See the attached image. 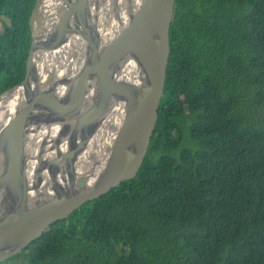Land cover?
I'll use <instances>...</instances> for the list:
<instances>
[{
    "label": "trees",
    "instance_id": "trees-1",
    "mask_svg": "<svg viewBox=\"0 0 264 264\" xmlns=\"http://www.w3.org/2000/svg\"><path fill=\"white\" fill-rule=\"evenodd\" d=\"M39 0H0V95ZM159 118L138 174L0 264H264V0H175Z\"/></svg>",
    "mask_w": 264,
    "mask_h": 264
},
{
    "label": "water",
    "instance_id": "water-1",
    "mask_svg": "<svg viewBox=\"0 0 264 264\" xmlns=\"http://www.w3.org/2000/svg\"><path fill=\"white\" fill-rule=\"evenodd\" d=\"M94 1L65 0L64 16L76 25L69 67L46 84L40 77L0 126V260L134 178L148 152L164 95L175 0H114L107 26L99 20L102 0ZM111 26L114 37L103 45L101 33ZM36 40L34 29L23 82L0 97L15 88L26 91ZM43 48L49 51V42ZM111 114L119 119L113 143L89 153L91 129Z\"/></svg>",
    "mask_w": 264,
    "mask_h": 264
},
{
    "label": "bare ground",
    "instance_id": "bare-ground-1",
    "mask_svg": "<svg viewBox=\"0 0 264 264\" xmlns=\"http://www.w3.org/2000/svg\"><path fill=\"white\" fill-rule=\"evenodd\" d=\"M44 2L46 6L45 27L36 32L37 40L31 62V78L29 85L26 91L21 88H15L0 97V126L5 123L8 118L13 115L16 108L22 105L37 89L40 77L46 76L49 73L45 70V66L51 70L56 69L59 74H62L67 70L72 60V50L76 47V25L72 17L64 16V14H67L65 0H44ZM101 2L102 4L98 8L100 24L105 20H110L112 24L114 0H102ZM109 31L108 34H106V30L105 33L104 31H102V33L100 32L103 38L101 39L103 45L107 42V39L111 41L114 37L115 32L112 26ZM46 42L50 44L49 51H45L43 48V44ZM119 66L118 72L125 73L126 68H123V65ZM100 123L98 120L96 125L91 129L92 132L90 136L94 133L95 135L87 147L89 153H97L101 149L107 148L113 143L116 137L119 128L118 118L111 114L108 119L103 122L100 121ZM27 153L31 154V146L29 144Z\"/></svg>",
    "mask_w": 264,
    "mask_h": 264
},
{
    "label": "rangeland",
    "instance_id": "rangeland-1",
    "mask_svg": "<svg viewBox=\"0 0 264 264\" xmlns=\"http://www.w3.org/2000/svg\"><path fill=\"white\" fill-rule=\"evenodd\" d=\"M45 10H46V6H45V2L44 0H39L34 16H33V27L35 29V32H37L39 29H43L45 26ZM106 21V20H105ZM105 25H108V21L105 23ZM74 53V49L72 50ZM45 70H47V72H49L46 76H41V84H46L48 82H51L53 80H55L56 78H61L63 76L62 74H59L58 71H56V69L51 70L48 69L47 66H45Z\"/></svg>",
    "mask_w": 264,
    "mask_h": 264
}]
</instances>
